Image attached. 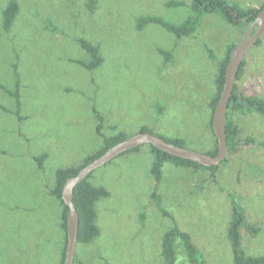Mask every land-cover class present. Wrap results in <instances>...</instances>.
<instances>
[{
  "label": "rangeland",
  "instance_id": "rangeland-1",
  "mask_svg": "<svg viewBox=\"0 0 264 264\" xmlns=\"http://www.w3.org/2000/svg\"><path fill=\"white\" fill-rule=\"evenodd\" d=\"M10 1L0 0V83L14 90L19 78L22 106L17 113L16 100L0 89V264H61L66 231L64 208L52 194L57 171L81 166L105 137L143 128L184 139L191 151H212L218 61L244 30L216 14L204 16L191 38L156 24L139 30L146 16L181 24L192 0H16L20 12L6 33ZM81 38L101 48L104 63L93 72L75 62L89 60ZM245 59L239 91L264 98V38ZM235 121L239 150L215 177L167 162L158 185L148 144L93 172L89 182L109 196L96 203L100 236L78 243L74 264H164L163 236L175 225L191 236L204 264H234L233 199L247 224L259 228L256 236L243 229V249L264 256V116L236 114ZM155 192L170 216L157 207ZM178 253V264H188L180 244Z\"/></svg>",
  "mask_w": 264,
  "mask_h": 264
},
{
  "label": "trees",
  "instance_id": "trees-1",
  "mask_svg": "<svg viewBox=\"0 0 264 264\" xmlns=\"http://www.w3.org/2000/svg\"><path fill=\"white\" fill-rule=\"evenodd\" d=\"M173 7L184 6L183 2H172L168 4ZM264 8V4L260 7H249L243 8L238 4H233L228 0H192L191 3V12L192 15L188 17L181 24H173L157 16H146L138 20V28L142 30L145 26L150 24H156L163 27L169 33L175 35L178 39L191 38L199 30L202 19L206 15H220L226 23L233 27L243 28V34L241 37L232 41L226 49L224 57L218 61V70L216 74V94L209 103V107L212 111L210 126L213 130V116L216 110L220 94L223 90L225 84V75L226 68L228 66L229 60L231 59L235 49L240 43L241 39L249 29V27L255 22L258 14ZM94 9V2L91 4V10ZM20 12V4L16 0L10 1L5 9L3 10V30L6 33L11 32L14 23ZM56 30V28H52ZM256 28L252 31V34ZM263 38L258 40L255 46H259L263 43ZM81 48L89 56V60H77V64L85 68L89 72L97 70L104 63V58L101 53V48L99 45L90 42L84 38L79 39ZM163 54L169 58V53L163 52ZM211 58L214 56L211 54ZM246 59L243 61V64L238 73L237 81H239L245 73ZM237 81L234 87L232 97L228 106L226 114V138H227V147L228 155L218 166L216 167H205L201 164L182 159L179 157H174L168 153L158 150L156 147L151 146L152 154L154 155V162L152 164L151 172L154 175L157 184L159 185L162 182V174L164 164L167 162L175 164L177 167L192 168L195 170H207L211 173L213 177L219 171L221 165H224L228 162V159L231 155L236 153L239 150L240 136L242 129L238 126L235 121V115H248V114H259L264 116V98H260L254 95H245L240 93ZM0 89L5 91L8 95L13 97L16 100L18 107L17 113L19 112L21 104V95H20V80L16 79V85L14 90L7 89L3 84L0 83ZM163 108H160L159 112L162 113ZM150 132L147 128H143L139 133ZM214 133V130H213ZM215 134V133H214ZM160 138L168 141L173 145L180 147H185L186 141L181 138H165L161 135H157ZM125 133H118L116 135L105 137L104 146L97 153L86 158L84 163L79 167L60 169L56 173V185L52 191L54 197H56L60 204L63 206V223L62 227L66 231L65 242L62 251V263L64 264L66 247H67V216L69 208L64 204L62 193L66 182L78 175V173L95 159L103 155L108 149L115 146L116 144L123 142L129 138ZM248 143L252 140L247 141ZM140 147L132 149L122 155L138 152ZM218 142L216 141L215 148L210 151L208 154L212 157L217 155ZM121 155V156H122ZM47 158L46 155L38 159V162L41 164L43 160ZM93 174V173H92ZM92 174L82 183L78 184L74 189L73 202L77 209L79 215V231H78V243L82 244H91L100 236V229L97 225V211L96 203L102 198L109 196V192L102 188L93 186L89 179ZM153 197L156 200V205L160 210H162L165 216L168 215L162 207L160 206L161 198L155 192ZM246 229L252 235L256 236L259 233V228L247 224L244 209L236 202L235 199L232 200V218L228 227V239L231 244L233 261L234 264H264V256H256L248 254L243 249L242 243V231ZM178 244L181 245L185 257L188 261V264H204L203 257L199 249L192 242L191 236L182 231L177 225L168 230L163 236L162 241V257L164 264H178L179 263V253H178Z\"/></svg>",
  "mask_w": 264,
  "mask_h": 264
},
{
  "label": "water",
  "instance_id": "water-1",
  "mask_svg": "<svg viewBox=\"0 0 264 264\" xmlns=\"http://www.w3.org/2000/svg\"><path fill=\"white\" fill-rule=\"evenodd\" d=\"M255 28L256 30L252 34V31ZM263 36L264 8L260 11L255 22L249 27L241 39L226 68L225 84L213 116V130L218 142V150L215 157H212L209 154L191 151L185 147L173 145L150 132L137 133L108 149L103 155L84 167L77 176L70 178L66 182L62 193L63 202L69 208L67 216V247L64 264H74L76 248L78 245L79 215L73 202L74 189L96 170L102 168L122 154L146 144L154 146L158 150L174 157L186 159L205 167H216L226 159L228 155V147L225 123L230 99L243 61L249 51Z\"/></svg>",
  "mask_w": 264,
  "mask_h": 264
}]
</instances>
